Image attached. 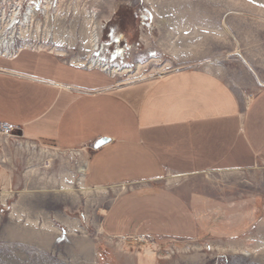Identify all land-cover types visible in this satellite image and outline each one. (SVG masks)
Returning <instances> with one entry per match:
<instances>
[{
    "label": "crops",
    "instance_id": "1",
    "mask_svg": "<svg viewBox=\"0 0 264 264\" xmlns=\"http://www.w3.org/2000/svg\"><path fill=\"white\" fill-rule=\"evenodd\" d=\"M176 23L154 16L159 54L126 81L118 76L131 67L116 59L129 72L28 49L0 59V125L32 146L23 170L0 158L2 243L68 248L61 255L73 264L162 263L145 246L126 249L130 239L209 241L264 260V82L236 91L221 60L180 47ZM47 151L84 161L93 234L67 212L46 215Z\"/></svg>",
    "mask_w": 264,
    "mask_h": 264
},
{
    "label": "rangeland",
    "instance_id": "2",
    "mask_svg": "<svg viewBox=\"0 0 264 264\" xmlns=\"http://www.w3.org/2000/svg\"><path fill=\"white\" fill-rule=\"evenodd\" d=\"M44 2L0 0V59L14 58L24 49L46 51L67 64L85 68L101 67L107 58L116 59L131 67L130 72L126 67L114 72H129L118 76L120 81H126L138 76L131 74L141 63L159 54L153 46L159 38V30L152 28L156 15L173 26L179 21L182 27L178 40L186 52L221 60L225 77L236 91H253L255 87L249 89L246 83L252 78L259 84L264 82V0H53L49 14L43 10ZM33 5L37 11L30 20L25 14ZM16 9L19 10L13 18ZM93 12L97 13L94 17ZM95 26L101 27V40L111 46L109 50L91 44ZM0 140V158L7 159L5 164L13 161L14 169L29 167L23 149L31 145L16 132L0 135ZM83 162L77 155L46 152V215L67 212L80 219L84 232L93 234L90 220L85 219L90 209V190L79 184L83 173L78 170L85 166ZM61 241L68 242L65 236ZM128 243L126 249L132 251L143 250V246L147 252L154 250L161 256V264H264L256 253L231 251L209 241L178 244L177 248L168 241H159L156 246L152 241L135 239ZM67 249L63 247L62 251L66 253ZM61 252L42 253L0 241V264H73Z\"/></svg>",
    "mask_w": 264,
    "mask_h": 264
},
{
    "label": "bare ground",
    "instance_id": "3",
    "mask_svg": "<svg viewBox=\"0 0 264 264\" xmlns=\"http://www.w3.org/2000/svg\"><path fill=\"white\" fill-rule=\"evenodd\" d=\"M52 3H53V0H45V2H44V4H43V10L47 11L48 14H49V10H50V8H51ZM21 7H22V5H21ZM19 8H20V7H19ZM35 9H36V10H35ZM18 10H19V9H16V12H13V15H12L13 18L16 17V13L18 12ZM36 11H37V8H36L34 5L31 6V7L28 9L27 13L25 14V17H26L27 19L32 20V19L34 18L35 14H36ZM96 14H97V13L93 12L91 16L94 17ZM46 15H47V14H46ZM47 16H48V15H47ZM100 29H101L100 26H95V28H94V32H93V34L91 35V40H90V41H91V44L93 45V47H96V46H97L98 49H101V48H102L103 51H104V50H107V49H108L109 45H107L105 42H103V41L101 40V31H100ZM102 66H103V67H102ZM104 67H105V64L102 63V65H101L100 68L105 69ZM115 67H116V66H115ZM120 69H121V68H120ZM120 69H118V68H114L111 74H114V72H115L116 70H120ZM84 170H85V166H81L80 169H79L78 171L81 172V173H83ZM247 255H249V253H248Z\"/></svg>",
    "mask_w": 264,
    "mask_h": 264
},
{
    "label": "built area",
    "instance_id": "4",
    "mask_svg": "<svg viewBox=\"0 0 264 264\" xmlns=\"http://www.w3.org/2000/svg\"><path fill=\"white\" fill-rule=\"evenodd\" d=\"M22 9H23V6L21 8V11H22ZM117 46H118V44H117ZM110 47L111 46L109 45L107 50H109ZM102 63L105 64V67H104L105 69H102V68H100V67H98L96 65L93 66V68H98V69H100V70H102V71H104L106 73H109V74L112 73L114 68H118V69L122 68L121 65L116 64L115 61L110 59V58H107L106 60L102 61ZM12 131H13V127H11L9 125H0V135H2V136H11L12 135Z\"/></svg>",
    "mask_w": 264,
    "mask_h": 264
},
{
    "label": "water",
    "instance_id": "5",
    "mask_svg": "<svg viewBox=\"0 0 264 264\" xmlns=\"http://www.w3.org/2000/svg\"><path fill=\"white\" fill-rule=\"evenodd\" d=\"M108 138H102V139H99L98 141H96L94 143V148H99L100 146H102L103 144H105L106 142H108Z\"/></svg>",
    "mask_w": 264,
    "mask_h": 264
}]
</instances>
